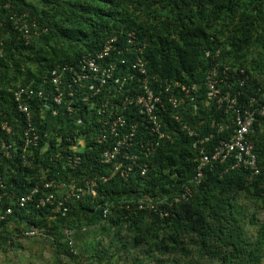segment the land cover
Instances as JSON below:
<instances>
[{"label": "trees", "instance_id": "obj_1", "mask_svg": "<svg viewBox=\"0 0 264 264\" xmlns=\"http://www.w3.org/2000/svg\"><path fill=\"white\" fill-rule=\"evenodd\" d=\"M33 1L0 0V20L5 22L0 28L4 45V57L0 61V118L4 116L15 132L22 127V119L12 100L13 90L37 86L57 68L75 64L81 55L98 52L111 38L116 40L111 54L114 57L115 50L126 45L129 33H134L140 44L146 43L142 56L150 76L186 85L199 84L201 97L197 98V112L192 115L186 111L183 121L196 127L202 137L213 133V140L206 145L208 151L231 133L210 129L213 120L230 124L229 115L203 103L204 74L211 64L226 65L230 79L238 76L240 70L244 71V86L238 88L236 82L233 85V90L241 91L240 106H245L252 97L260 100L264 94V81L257 77L264 76V0ZM5 4L34 17L38 35L26 42L11 30L3 8ZM216 50L220 54L214 58ZM40 109L38 104H33L32 119L35 128L43 134L47 131V115H41ZM56 109V120L61 121L63 107ZM84 113H80L83 125L71 124L60 134L62 139L84 135L86 141L78 153V167L68 174L62 172L61 161L51 164L49 157L74 145L67 142L58 145L55 139H50L49 148L41 156L42 145L34 150L32 168H21L16 154L13 162L0 161V179L6 192L0 207L13 209L8 222L0 224V246L34 227L44 232L54 249L60 250V255L72 259L68 243L62 245L65 233L81 226H98L103 231L123 228L130 243L144 248L146 254H180L183 258H192L191 249H194L199 260L207 258L211 263H264V224L257 226L254 239L248 238L235 204L238 196L264 204V118L255 124V132L250 137L259 174L252 175L243 168L231 169L234 164L231 158L205 168L200 183L189 184L191 196L176 203L173 198L180 197L181 186L194 176L198 163V148L193 146V139L176 131V123L166 118L172 139L161 141L149 159L139 156L141 159L136 165L124 163L123 168L131 167L127 177L117 173L103 183L97 178L108 177L111 166L99 163L104 149L96 141L100 130L95 120L87 122ZM12 140L17 138L3 136L5 142ZM68 153L72 151L69 149ZM143 163L147 164V172L140 176L137 166ZM49 179L78 185L82 179H95L96 196L86 195L67 202L69 210L63 216H53L51 208L34 210L15 206L16 197ZM139 199L152 200L155 210L135 208Z\"/></svg>", "mask_w": 264, "mask_h": 264}, {"label": "built area", "instance_id": "obj_2", "mask_svg": "<svg viewBox=\"0 0 264 264\" xmlns=\"http://www.w3.org/2000/svg\"><path fill=\"white\" fill-rule=\"evenodd\" d=\"M3 8L6 10L9 28L20 34L26 42H29L32 36L38 35L34 17L27 12H17L9 4H5ZM4 24L5 22L0 20V28ZM115 41V38H111L98 52L81 55L75 64H65L57 68L49 77L40 80L37 86H22L12 91V100L16 112L21 116L22 127L19 132H15L5 117L1 116L0 161L13 162L17 156L21 168H32L36 157L34 150L42 145L41 156L49 148L50 139H55L58 145L67 142L74 146L64 147L61 152L51 155L49 162L55 164L61 161L62 172L65 174L73 171L80 163L78 153H81L79 151L86 144L85 137L73 135L71 138L62 139L60 134H63L71 124L83 125L84 120L80 117L83 111L88 118L87 122L90 124L95 120L100 130L96 141L103 145L104 149L99 163L111 166V174L108 177L97 178L103 183L117 173L127 177L131 167L123 168L124 163L136 165L141 159L139 156L149 159L161 141L172 139L166 118L176 123V131L194 140L193 146L198 148L199 156L194 176L188 184L181 186L180 197L175 196L174 202L179 203L180 200H186L191 196L189 184H199L205 168H212L215 164L225 163L231 158L234 160L231 169L243 168L249 170L252 175L259 174L257 155L250 137L255 132V124L264 118V94L260 100L250 98L245 106L238 104L241 91L233 90V85L236 82L238 88L244 86L246 76L243 70H240L234 79H230L227 66L221 67L215 63L211 64L204 74L202 87L204 105L207 107L214 105L217 110L230 116V124L213 120L210 129H217L216 133L229 130L231 132L227 139L218 140L208 151L206 145L213 140V133L202 137L196 127L183 121V114L186 111L192 115L197 112V98L201 97L199 84L186 85L181 81H163L150 76L142 56L146 43L137 42L134 33L127 35L126 45L116 49L115 56L111 57ZM3 47L0 38V61L4 57ZM219 54L220 50H216L213 57L216 58ZM121 55H128V58L125 59ZM208 55L209 52L206 53V56ZM33 104L39 105L41 115H47L46 122L50 116L56 119V108L63 107L61 112L63 119L57 121V128L61 130L59 134L49 128L48 122L47 131L43 134L38 132L32 119ZM68 118L70 123H67ZM3 136L11 139L16 137L17 140L5 142ZM69 149L72 151L70 154ZM137 169L139 175L144 176L147 164L143 163L137 166ZM95 187V179H82L79 185L73 182L68 184L57 182L55 179L43 180L25 194L16 197L14 204L18 209L51 208L53 216L58 214L63 216L69 210L67 202L80 200L86 195L96 196ZM4 189L5 186L0 179V203L2 197H6ZM164 200L166 201L165 198ZM134 207L139 210L153 209L155 203L150 199H139ZM126 208L128 209V206ZM106 213L107 209L103 215ZM12 216L11 207L5 209L0 207V224L4 222L5 225ZM38 234L40 235L41 231L34 227L22 232V235L28 238ZM65 236L70 252H73L69 232H66Z\"/></svg>", "mask_w": 264, "mask_h": 264}, {"label": "rangeland", "instance_id": "obj_3", "mask_svg": "<svg viewBox=\"0 0 264 264\" xmlns=\"http://www.w3.org/2000/svg\"><path fill=\"white\" fill-rule=\"evenodd\" d=\"M257 77L264 81V76ZM235 204L248 238L254 239L257 226L264 224V204L254 203L244 196L236 197ZM22 232L14 235L11 242L0 246V264H218L215 261L211 263L207 258L199 260L194 249H191L192 258H183L180 254H146L144 248L130 243L123 228L103 231L98 226H81L68 231L73 246L72 259L60 255V250L54 249L43 231L32 238L22 235ZM67 242L63 238L62 245Z\"/></svg>", "mask_w": 264, "mask_h": 264}, {"label": "crops", "instance_id": "obj_4", "mask_svg": "<svg viewBox=\"0 0 264 264\" xmlns=\"http://www.w3.org/2000/svg\"><path fill=\"white\" fill-rule=\"evenodd\" d=\"M47 117V116H46ZM47 122H48V124H49V128L50 129H52V130H56V129H58L57 127H58V123H57V120L53 117V116H50V117H48V119H47Z\"/></svg>", "mask_w": 264, "mask_h": 264}]
</instances>
